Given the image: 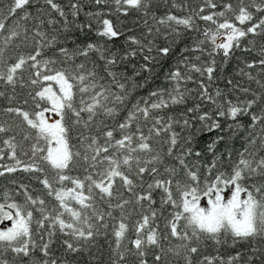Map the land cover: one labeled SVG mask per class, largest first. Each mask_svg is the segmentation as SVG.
I'll use <instances>...</instances> for the list:
<instances>
[{
    "label": "snow or ice",
    "instance_id": "1",
    "mask_svg": "<svg viewBox=\"0 0 264 264\" xmlns=\"http://www.w3.org/2000/svg\"><path fill=\"white\" fill-rule=\"evenodd\" d=\"M94 2L100 5L107 4L109 0H94ZM112 2L116 5L115 10L125 16L129 14L130 9L142 11L145 16L143 24L146 28V35L152 36L153 27L147 19L150 14V0H112ZM237 3L238 9L234 8L231 3H227L223 5V11L205 14L206 8L216 9L217 4L215 0H204V4L198 9H193L191 15L177 17L168 13L159 18L152 16V20L154 24L167 29V32L163 33L164 39L170 36L179 38L181 27L187 31H199L197 19L215 25L214 29L205 28L203 32L205 40H199L194 46L183 50L203 54L205 49L202 46L208 41L212 45V51L208 52L210 62L198 66L195 63H189L187 56L179 61L190 72L199 73L201 77L206 74L207 80L211 83L216 79L214 76L217 71L215 56L219 55L220 50L223 52L226 63L234 49L241 47L242 38L249 34L264 36V0H259V2L252 0L250 6L246 5L244 0H237ZM32 4L33 0H11L7 6V12L0 11V34L7 31V35H4L3 47H0V63H3L4 49L14 40L21 38L19 23L9 28L6 22L14 19L20 11ZM35 4L39 5L40 0H35ZM43 4L58 13L67 24L65 10L55 0H43ZM249 7L262 15L255 17ZM68 8L74 18L79 16L81 7L77 0H70ZM42 12L43 9L37 7L38 22L31 36L35 44L34 53L27 56L20 55L14 63L5 65L6 70H0V81L14 88L18 74L22 73L27 65L34 70L30 78L31 85L40 86L32 97L38 111L29 113L19 107L4 109L5 112L14 113L23 119L33 130L31 134H25L24 140L34 142L31 143L28 151H25L23 146L16 142L14 135L3 139L2 143L7 151L0 148V160L7 158L12 163L0 164V169H2L0 176L18 171L39 173L40 176L35 178L43 185L47 196L56 203L52 208H48L45 199L39 196L34 197L26 185H20L24 193L25 205L15 202L8 193H4V202L0 203V222L10 221L11 226L0 230V252H11L18 257L31 258L32 253L38 247L32 238L31 226L35 223L37 231L46 230L48 240L39 246L43 259L34 261V264H59L57 259L52 258L50 248L57 228L61 234L71 237L63 241L65 251L76 254L100 236H107L109 225L106 217L114 218L113 212L116 209L121 211V217L118 224L112 226L115 247L111 264H123L126 260V252H132L133 249L135 250L133 254L138 257V264H147L145 259L148 255L147 248L153 246L159 249L154 257L156 264H161L163 257L169 253L181 258L184 264H193V257L200 254L198 245L205 239L220 244L221 236L225 238L230 236L234 243L254 240L257 237L264 238V156L255 159L256 152L245 147L230 173L219 171L216 158H214L211 164L203 165L205 171L202 174L199 161L193 164L188 162L190 157L202 156L200 151L192 147L191 135L181 137L180 133L173 128V125H179L182 129H191L194 127L192 121L198 120L202 125V128L198 130L223 133L225 128L220 118H224L236 122L234 125L230 124L227 129L235 135L241 128L237 122L238 117L247 115L250 116L249 127L252 129L247 143L256 145L259 141L260 148L264 150V107L260 108L259 115L250 111L258 102L264 105V94L252 93L255 98L245 100L238 98L236 102L231 99L222 101L219 98H222L224 93L220 88H216L215 95H212L208 91L209 85L200 81L198 96L192 97L198 99L199 102L188 107L181 118L168 116L165 119L163 116H154V110L185 104L192 96L193 90L186 87L182 89L181 84L191 81L193 77L182 73L177 67L166 74L167 79L174 82V87L170 92L165 93L163 90L151 92L148 100H144L143 104L134 103L128 109L126 117L115 123L114 127H110L106 120H101L100 126L96 127L95 134H92L91 128L95 126L98 116L115 121L120 114L121 107L126 106V100L130 95L129 88L126 86L128 78L114 70V66L122 60H118L114 54L105 55L104 50L93 43H88L84 47L77 46L75 50L59 46L61 43L59 35L49 37L47 32L41 31L44 23L40 18ZM227 13H232L234 19L229 18ZM87 15L98 17L99 13H87ZM20 19L28 20L29 13L23 12ZM47 23L53 25L55 21L49 18ZM97 23L101 21L98 20ZM237 24L247 25V27L241 28ZM76 26L83 30L91 28L92 25L87 23ZM63 31H67V28ZM156 32L160 33L159 27L156 28ZM28 33L29 29L25 28L23 30L25 42L30 39ZM121 34L109 19H103L102 27L97 30V35L109 40ZM67 39L68 37H65V40ZM129 40L138 45L141 52L147 48L149 54L144 55L143 59L146 63L141 65V68L143 71H152L151 64L157 62V57L150 55L155 46L154 40L148 39L147 44L135 37H129ZM45 49H54L55 52L52 56H46ZM92 51L99 52V59L104 61L103 74L97 70L95 62L91 67L84 62L76 63L77 57H88ZM156 51L166 57L171 47H157ZM260 52L262 58L259 60V65L264 71V46H261ZM129 56L135 57L136 51L125 53L122 59H127ZM196 59L199 60L200 56ZM57 64L60 66L57 67ZM246 67L254 68L255 64L246 63ZM243 74L247 75L249 80L255 79L248 73ZM136 75H139V72ZM44 82L51 83L44 86ZM255 82L264 89V81L256 79ZM227 84L232 86L233 91L238 90L244 94L252 92L251 88L241 87L239 83L234 84L232 80H228ZM53 85L58 88V92L53 90ZM77 93L80 94L79 107L75 105ZM151 97H157V99L153 101ZM39 101L47 102L50 108L41 107ZM205 103L215 107L214 116L207 111H201ZM48 111L54 112L60 119L49 123L45 117V112ZM68 113L75 118L72 121L73 124H83L85 129L89 130V134L81 132L78 136L82 151L71 142V128L65 121ZM81 113L88 114L87 120ZM149 121L151 126H148ZM256 125L260 126L258 133L255 131ZM145 127H147V135L144 131ZM117 129L120 133L119 138L114 135ZM11 130V127L0 124V134ZM163 133L168 134L164 141L168 145L167 155L175 159L178 165L164 168V171L168 173L167 179L158 178L160 176L158 165L164 163V150L161 148L157 151L150 143L153 138H159ZM224 139L223 135H217L208 144V151L214 152L216 144ZM18 148L22 155L27 156L28 152L31 153L29 162L20 159ZM245 153L253 159L247 158ZM229 158H231L230 154ZM80 160H83L86 165L85 172L88 173L83 180L69 175ZM133 165L135 176L140 181L139 184L129 175L133 172ZM125 168L127 172L123 170ZM49 169L52 172L51 178L48 175ZM214 170L215 174H213ZM146 173L152 177L151 182L147 184V189L144 192H135L137 187H143ZM117 178L135 197V203L141 207H143L142 201H148L149 205L155 203L152 198L153 190L162 191L161 207L170 205L172 208L169 213L170 218L165 223L167 234L162 236L157 227H152L157 214L155 210H151V216L145 214L141 220L136 222L134 226L136 238L131 241L132 248H123V241L129 231V225L125 223L124 212L132 200L124 199L114 191ZM246 181L250 183H245ZM66 182H70L71 187L67 186ZM173 186L178 193V199L173 195ZM226 190H230L228 197L224 195ZM97 197L107 202V211L97 207ZM113 199H117L118 202L113 204ZM202 201L206 202V206H202ZM73 202L79 207H73ZM27 205H31V208ZM34 212L40 214L39 218L34 216ZM65 215L69 219H64ZM169 236L179 243L165 250L161 239L168 240ZM41 239L43 240V236ZM215 259L217 258L204 256L199 264H214ZM242 259V254L238 252L235 256L228 258L227 264H239ZM251 260L252 257H248L245 264H250ZM0 264H7V261L0 260ZM221 264H224L223 260Z\"/></svg>",
    "mask_w": 264,
    "mask_h": 264
},
{
    "label": "trees",
    "instance_id": "2",
    "mask_svg": "<svg viewBox=\"0 0 264 264\" xmlns=\"http://www.w3.org/2000/svg\"><path fill=\"white\" fill-rule=\"evenodd\" d=\"M55 2L64 8L67 16V24H65V19L60 17L58 13L53 12L47 5H44L43 0H40L39 5H36L35 0H33L32 5L26 6V8L20 11L14 19L6 22L9 28L14 27L15 23H19L21 38L14 40L7 48L4 49L3 63H0V70H6L5 65L14 63L18 56H27L30 53H34L35 44L34 41L31 40V36L34 32L35 25L38 22L37 7H41L43 9V12L40 14V18L44 21L41 26V31L47 32L49 37L59 35L61 41L59 46H65L70 50H75L77 46L84 47L88 43H93L99 48H102L105 55L114 54L118 60H122V62L114 66V70L128 78L126 86L129 88L130 95L126 100V106L121 107L120 114L115 121L103 116H98L96 118L95 126L91 128L92 134H95L96 127L100 126L101 120H106L110 127H114L115 123L122 121L126 117L128 109H130L134 103L140 102L143 104L144 100H148L151 92L158 90H163L165 93L170 92L174 87V82L167 79L166 74L170 70H175L177 67H179L182 73L193 77L191 81L181 84L182 89L186 87L193 90L192 96L187 99V103L185 104L171 105L168 108L154 110V116H163L165 119H167L168 116H173L177 119L181 118L182 114L186 112L188 107H192L195 103L199 102L198 99H193L192 97L198 96L200 91V81L209 85L208 91L212 95H215L216 88H220L224 93V96L219 98L222 101L225 99H231L233 102H236L238 98L240 100L255 98L252 93L264 94V89H262L260 85L255 82L256 79L264 81V71H262L261 66L259 65V60L262 58L260 48L261 46H264V36L259 34L253 36L249 34L247 37L242 38L241 47L234 49L232 55L228 58L226 63L224 62L223 52L220 50L219 55L215 56L217 71L214 73V76L216 79L209 83L206 74L201 77L199 73L190 72L189 69L186 68L184 64H180L179 61L187 56L189 57V63H195L198 66H202L203 64L210 62L211 58L208 56V52L212 51V45L208 41H206L202 46L205 49L203 54L186 52L183 50L194 46L199 40H205V37L203 36L205 28L210 27L214 29L215 25L210 22L197 19L196 23L199 26V31H187L181 27V36L179 38L170 36L168 39H164L163 33L167 32V29L164 26L154 24L152 20V16L159 18L168 13L176 15L177 17L191 15L193 14V9H198L204 4V0H150V14L147 19L149 20V24L153 27L152 36L146 35V28L143 24L145 16L142 11L138 12L135 9H130L129 14L125 16L115 10L116 5L112 2V0H109L107 4L102 3L100 5L95 4L94 0H77L80 4L81 11L79 16L75 18L71 15L68 8L70 0H55ZM257 2H259V0H257ZM10 3L11 0H0V11L6 13L7 6ZM215 3L217 4V8H206L205 14H210L213 11H223V5L227 3H231L234 8L238 9L237 0H215ZM244 3L250 6L252 0H244ZM249 10L253 11L255 17L262 15L261 13H256L254 8L249 7ZM25 11L29 13L28 20L20 19V16L23 15V12ZM87 13H99V16L97 17L94 15L90 17ZM227 16L234 19L232 17V13H227ZM49 18H52L55 21L53 25H48L47 21ZM103 19L111 20L117 30L122 34L111 40L97 35L98 28L102 27ZM98 20L101 21V23L98 24ZM87 23H91V28H84L83 30H80L76 26L77 24L84 25ZM237 26L241 28L247 27V25L239 24H237ZM157 27L160 28V33L156 32ZM25 28L29 29L28 35L30 39L27 42L23 40V30ZM65 28H67V31H63ZM4 35H7V31L0 34V47H3ZM65 37H68V39L65 40ZM129 37H135L144 44H147L148 39L154 40L155 46L153 47L150 55L157 57V62L151 64L152 71H143L141 68V65L146 63L143 59L144 55L149 54L147 52V48L141 52L139 46L131 43ZM165 46L171 47V51L166 57L161 56L156 51L157 47ZM132 50L136 51L135 57L129 56L127 59H122L125 53ZM54 52V49H45L46 56H52ZM197 56H200L199 60L196 59ZM99 57V52L92 51L89 53L88 57H77L76 63L84 62L88 67H91L93 62H95L97 70L103 74L104 61L100 60ZM38 59L41 58L38 57ZM246 63H253L255 64V67L247 68ZM56 66L59 67L60 65L57 64ZM242 70L243 73H248L255 79L249 80L248 76L242 73ZM33 71L34 70L26 65L24 71L18 74L17 83L14 88L11 85H6L3 81H0V93H3V95H0V124H3L5 127H11L12 129L8 133L0 134V148H4L5 152L7 149L3 145L2 141L10 136L14 135L16 137V142L19 145H22L25 151H28L31 143L34 142L32 140H24L25 134H31L33 130L27 126L23 119L16 116L14 113L10 114L4 111V109L8 107H19L29 113L38 111L36 108V102L33 101L32 97L35 95L36 90H38L40 86L31 85L30 83ZM137 72H139V75H136ZM228 80H232L234 84L239 83L241 87L251 88L252 92L244 94L238 90L233 91L232 86L227 84ZM49 83L51 82H44V86H47ZM53 90L58 92V88H56L55 85H53ZM156 99L157 97H151V100L153 101ZM25 101H27V103H25ZM79 101L80 94L77 93L75 99L76 107L80 106ZM39 103L41 104V107L50 108V105L45 101H39ZM261 107H264V105H261L258 102L250 111H254L257 115H259ZM201 111H207L210 115L214 116L216 109L213 105L205 103L203 104ZM81 115L85 120H87V113H81ZM58 118L60 119L59 116ZM74 119L75 118L72 114L68 113L65 121L71 128V142L76 145L77 149L82 151L78 136L81 132L89 134V130L85 129L83 124H73L72 121ZM220 122L225 128L223 133H209L207 131L198 130L202 128V125L198 120L192 121L194 127L191 129H182L179 125H173L174 130L177 133H180L181 137H188L191 135L193 140L192 147L202 153V156L199 158L194 156L190 157L188 160L189 164L199 161L200 171L203 174L205 171L203 165L211 164L213 159L216 158L217 169L222 172L230 173L233 165L240 158L239 154L244 151L245 147L249 148L250 151L256 152L257 155L255 159H259L260 156H264V150L260 148L259 141H257L256 145H250L247 143L249 133L252 131L249 127L251 124L250 116L242 115L238 117L237 122L241 125V128L235 135L227 129L230 124L234 125L236 122L225 120L224 118H220ZM141 123H143V121H141ZM148 126H151L150 121ZM259 130L260 126L256 125L255 131L258 133ZM144 131L147 135V127H145ZM114 135L119 138L120 133L118 129ZM217 135H223L225 139L216 144L214 152H209L207 146L216 138ZM167 136V133H163L161 137L153 138V140L150 141L157 151L161 148L164 150V163L158 165L160 168V176L158 178L160 179L168 178V173L164 171L165 167L178 166L176 160L167 155L168 145L164 143ZM181 143H183L182 140ZM17 151L22 161L29 162V158L31 156L30 152H28V155L25 156L20 154L19 148ZM229 154L231 155V158H229ZM245 156L249 159H253V157L248 156L247 153H245ZM10 163H12V161L7 160V158L0 160V164ZM45 167L47 168L46 165ZM85 167L86 165L83 160H80L79 163L73 167L69 175L79 177L83 180L84 177L88 175V173L85 172ZM123 170L125 172L128 171L126 168ZM213 174H215V170ZM48 175L49 178L52 177L50 169L48 170ZM129 175L136 180L137 184L140 183L139 179L135 176L134 165L133 172L129 173ZM37 176H40V174L25 173L23 171L0 176V203L4 202V193H8L12 200L21 205H25L24 193L20 188V185H26L28 191L34 197L39 196L44 198L48 208H52L56 202L51 197L47 196V192L43 188V185H41L35 178ZM96 178L98 179L99 177ZM151 180L152 177L146 173L144 175L143 187H137L135 192H144L147 189V184L151 182ZM256 182H259V178ZM245 183H250V181H246ZM66 185L71 187L70 182H66ZM114 191L118 194V196H122L124 199L132 200V203L126 206L124 212L125 223L129 225V231L126 233V238L123 241L124 249L132 248L131 241L136 238L134 226L137 221L141 220L143 215L146 214L151 216V210H155L157 214L155 221L152 222V227H157L162 236L168 233L165 223L166 220L170 218L169 213L172 211V208L170 205H164L163 208L161 207V196L163 195L161 190H153L152 198L155 203L149 205L148 201H142L143 207L135 203V197L124 188L122 182L118 178L115 182ZM173 195L177 199L179 198L174 186ZM117 202V199L112 200L113 204H116ZM96 205L99 209L104 211L108 210L107 202L100 200L99 197H97ZM27 207L31 208V205H27ZM73 207L78 208L79 206L75 205L73 202ZM39 215L40 214L38 212H34V216L36 218H39ZM113 217L114 218L106 217L109 225L107 236H100L93 243L88 244L82 249V251L76 254L65 251L63 241L69 240L71 237L61 234L57 228L55 235L52 237L53 242L50 245L52 258L57 259L59 264H111V261L114 258L113 249L115 247L114 236L112 235V226L114 224H118L121 217V211L116 209L113 212ZM64 219L67 220L69 217L65 215ZM10 226V221L4 220L3 222H0V230ZM31 227L33 229L32 238L38 245L32 253V257H18L11 252H0V260L7 261V264H34V261H40L43 259L39 246L48 240L46 230L41 229L37 231V225L35 223H33ZM42 236L43 240L41 239ZM220 239V244H216L207 239L200 242L198 245L200 248V254L193 257V264H199V261L203 259L204 256L216 257L217 259L214 260V264H221V260H223L224 264H227L228 258L235 256L238 252L241 253L243 257L239 264H245V262L248 261V257H252L250 264H264V238L257 237L254 240L238 241L235 243L232 241L230 236L227 238L221 236ZM178 243L179 241L172 239L170 236L168 240L161 239V244L165 250L175 247ZM253 249H256V251H253ZM134 251L135 250L133 249L132 252H126V260L123 264H138V257L133 254ZM147 252L148 255L145 257L147 264H156L154 257L155 254L159 252V249L154 246L148 247ZM161 264H184V262L181 258H177L169 253L167 256L163 257Z\"/></svg>",
    "mask_w": 264,
    "mask_h": 264
},
{
    "label": "rangeland",
    "instance_id": "3",
    "mask_svg": "<svg viewBox=\"0 0 264 264\" xmlns=\"http://www.w3.org/2000/svg\"><path fill=\"white\" fill-rule=\"evenodd\" d=\"M221 39H223V38L221 37ZM45 117L48 119L49 123H54L56 120H59L58 116L52 111L45 112ZM224 195H225V197L230 196V190H226ZM201 204H202V206H206L205 201H202Z\"/></svg>",
    "mask_w": 264,
    "mask_h": 264
}]
</instances>
